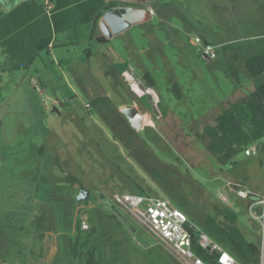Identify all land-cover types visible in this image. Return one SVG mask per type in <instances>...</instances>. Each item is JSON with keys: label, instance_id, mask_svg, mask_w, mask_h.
I'll list each match as a JSON object with an SVG mask.
<instances>
[{"label": "rangeland", "instance_id": "1", "mask_svg": "<svg viewBox=\"0 0 264 264\" xmlns=\"http://www.w3.org/2000/svg\"><path fill=\"white\" fill-rule=\"evenodd\" d=\"M221 7L228 23L229 12L224 3ZM211 18L199 22L209 27ZM156 20L157 42H150L143 30H132L107 49L92 51L90 62L86 45L71 48L60 67L45 57L28 70H16L0 55V264H85L69 247L77 215L96 229L89 242L95 264H181L111 202L113 190L170 201L172 195L180 197L198 216L218 203L232 205L228 183H243L258 199L264 196V168L256 155H239L230 173V165L219 166L206 151V140L194 137L226 103L249 95L264 80V74L252 79L244 68L246 58L264 51V38H251L243 29L218 33L215 27L208 28L213 31L209 35L199 24L177 33L161 29ZM195 37L201 43L194 44ZM204 41L215 46L212 60L202 54ZM108 63L125 71L102 74ZM94 70L87 77L95 78L83 79ZM128 70L133 75L126 79ZM76 72L84 75L82 83L72 78ZM145 72L154 87L144 86ZM36 77L47 80L43 84ZM175 84L181 98L172 92ZM96 97L109 99L110 105L90 110L87 105ZM132 103L143 115L139 130L129 128L116 111L119 104ZM152 122L155 126L149 127ZM66 174L81 181L84 200L77 201L80 189L65 180ZM251 212L262 216V206ZM237 214L247 240L261 248L264 217L255 219L247 209Z\"/></svg>", "mask_w": 264, "mask_h": 264}, {"label": "crops", "instance_id": "2", "mask_svg": "<svg viewBox=\"0 0 264 264\" xmlns=\"http://www.w3.org/2000/svg\"><path fill=\"white\" fill-rule=\"evenodd\" d=\"M8 2L12 4L13 0H8ZM44 2L45 0H21L9 9H5L0 4V55L8 59L13 69L28 70L37 59L43 63L45 57L53 63L56 62L57 66L60 67L63 60H69L67 54H69L70 49L80 45L88 47L85 54L86 61L90 62L94 57L92 51L107 49L112 41L130 34L132 30H143V35L148 37L150 42H157L156 27L153 25V21L156 19L155 22L165 31L179 33L192 24H199L201 26L200 31L209 35L213 34V31L208 28L215 27L218 33L223 31L234 34L243 29L246 33L254 35L251 38H264V0H48L51 5L49 11H46ZM110 2L126 3V5L119 6L146 8L149 12L145 15L143 22L131 25L127 30L110 38L105 37L100 32L97 23L96 37L100 38L102 42H97L95 38L89 39L95 15ZM222 3L225 4L229 12L230 20L228 23L223 20ZM6 4L8 5L7 2ZM202 18H211L209 27L199 22V19ZM129 42L136 49L132 38L129 39ZM221 44L225 43L221 42ZM119 58L123 60V57ZM130 58H137V55L131 54ZM95 65L103 67V63L99 64L97 61ZM109 66L110 68L104 69L101 73L110 75L106 73L111 69V65ZM112 70L114 74L122 75L125 67L116 69V71L113 67ZM94 72L95 70L87 71L85 76L76 72L73 73L72 78L76 83H82L84 78L91 80L95 78L87 77L92 76ZM126 72L128 76L126 79L132 78L133 72L130 70ZM29 78L30 82L33 77ZM36 78L38 82H43V84L47 80L45 77ZM122 79L124 80V77ZM253 90L254 88H252ZM239 99L236 98L234 101ZM234 101L230 100L226 103L224 109L228 108ZM125 106L128 105L119 104L118 107L121 109ZM154 126L153 123L149 127ZM253 203L251 199L245 200L235 197L232 203L234 208H230L234 211L238 209L242 213H245L246 209L249 211L250 207L251 211L253 209L259 211L261 206ZM158 245L164 248L162 245ZM145 249L152 250V247H145ZM41 259H43L41 263H44L45 258ZM132 263L136 264L135 260Z\"/></svg>", "mask_w": 264, "mask_h": 264}, {"label": "trees", "instance_id": "3", "mask_svg": "<svg viewBox=\"0 0 264 264\" xmlns=\"http://www.w3.org/2000/svg\"><path fill=\"white\" fill-rule=\"evenodd\" d=\"M119 5H126V3L110 2L102 11L95 15L89 39L95 38L97 42H102L100 38L96 37L98 20L104 10ZM244 68L252 79L263 75L264 51L246 58L244 60ZM106 73L114 76L112 69H109ZM141 80L146 88L155 86V82L148 72L142 75ZM172 92L177 98H181L178 84L172 87ZM95 99L96 105H110L109 99ZM194 137L198 140H206V151L215 159L219 166L230 165V173L234 169L235 159L239 155L245 157L244 151L249 147L254 148L258 163L261 168H264V80L256 85L249 95L233 102L228 108L217 114L211 123L204 125L201 131L195 132ZM65 180L71 185L77 184L82 187L79 179L75 176L66 174ZM246 180L244 178L242 182ZM133 194L146 195L141 192ZM100 197L104 199L102 195ZM172 197L173 200L170 198L171 203L188 216V223L185 228L191 236V248L194 254L201 258L205 264H217V262L213 254L199 246L198 232L195 229L197 226H194L191 221L192 218L198 221L199 226L197 228L218 242L238 262L242 264L260 263V248L249 242L243 234L238 225V214L236 211L223 203H218L212 207L209 213L198 216L187 207L180 197L175 198L173 195ZM250 199L252 201L258 200L257 197H251ZM81 223L77 215L74 224V240L69 245L70 252L76 260L79 259L81 261V258H85V264H95V252L89 249V242L96 234V229H82Z\"/></svg>", "mask_w": 264, "mask_h": 264}, {"label": "built area", "instance_id": "4", "mask_svg": "<svg viewBox=\"0 0 264 264\" xmlns=\"http://www.w3.org/2000/svg\"><path fill=\"white\" fill-rule=\"evenodd\" d=\"M44 7L46 11L51 8L48 0H45ZM194 44L201 43L198 37L193 39ZM202 54L208 60L215 58V46L210 43L203 42ZM30 86L36 88L37 83L30 81ZM255 155L253 147H249L244 151L245 157ZM226 187L232 191L235 197L240 199H250L251 197L260 196L250 191L246 185L241 183H228ZM218 192V193H217ZM217 195L221 198L220 192ZM262 198V199H261ZM258 200H254L253 204L262 206L263 215L256 217L254 212H249L253 218L264 217V196ZM224 203L227 199L222 198ZM111 202L124 212H126L140 226L145 228L155 241L167 249L175 259L181 264H205L201 258L196 256L192 250L191 236L185 228L188 223L187 217L177 209L171 201L164 197H153L148 195L133 194L113 190L111 193ZM231 208L233 205L230 206ZM82 229H88L85 223H81ZM264 227V224H262ZM198 232L199 246L207 250L215 256L217 264H242L238 262L228 251H226L218 242L209 237L205 232L195 227ZM264 264V245L260 248V263Z\"/></svg>", "mask_w": 264, "mask_h": 264}, {"label": "water", "instance_id": "5", "mask_svg": "<svg viewBox=\"0 0 264 264\" xmlns=\"http://www.w3.org/2000/svg\"><path fill=\"white\" fill-rule=\"evenodd\" d=\"M21 0H14L12 4L8 0H0V4L5 8L15 6ZM8 3V5L6 4ZM148 9L135 6H116L111 7L104 11L101 19L98 22L100 32L107 38L113 35L127 30L131 25L138 24L145 20V15L148 13ZM120 112L127 119L130 127L134 130L141 128L143 116L136 108L131 106H125L120 109ZM87 197V193L80 192L76 199L77 201L84 200ZM264 245V242L263 244Z\"/></svg>", "mask_w": 264, "mask_h": 264}, {"label": "flooded vegetation", "instance_id": "6", "mask_svg": "<svg viewBox=\"0 0 264 264\" xmlns=\"http://www.w3.org/2000/svg\"><path fill=\"white\" fill-rule=\"evenodd\" d=\"M13 1H14V0H13ZM95 100H96L95 98L92 99V103L87 105L88 108H89L90 110H93V109H95V108L97 109V107L100 106V105H96V104H95V102H94ZM101 106H104V105H101ZM106 106H108V105H106ZM128 106H129V105H128ZM130 106H131V105H130ZM131 107L137 108V107H136V104H135L134 106H131ZM116 111H117V112L123 117V119L127 122L129 128H131L130 125H129V123H128V121H127V119H126V118L123 116V114L120 112L119 107L116 108ZM137 111H138V110H137ZM138 112H139V111H138ZM101 113H102V114L105 113V114L107 115V113L104 112V111L101 112ZM140 113H141V112H140ZM141 114H142V113H141ZM115 115H117L116 112L114 113V116H115ZM108 116H109V115L106 116V120L109 121L110 118H108ZM142 116H143V115H142ZM104 119H105V118H104ZM116 122H118V121H116ZM117 125H118V124H117ZM141 126H142V124H141ZM79 181H80V180H79ZM80 183H81V181H80ZM76 185H77V184H76ZM81 185H82V183H81ZM78 187H79V186H78ZM79 189H80V190H79V193H80V192H82L83 194L86 193V191L84 190L83 186H82V187H79ZM79 193H78V194H79Z\"/></svg>", "mask_w": 264, "mask_h": 264}]
</instances>
